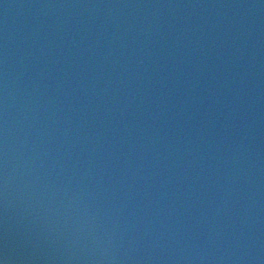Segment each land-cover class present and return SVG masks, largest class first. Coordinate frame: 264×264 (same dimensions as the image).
Segmentation results:
<instances>
[{
    "label": "water",
    "instance_id": "1",
    "mask_svg": "<svg viewBox=\"0 0 264 264\" xmlns=\"http://www.w3.org/2000/svg\"><path fill=\"white\" fill-rule=\"evenodd\" d=\"M0 264H264V0H0Z\"/></svg>",
    "mask_w": 264,
    "mask_h": 264
}]
</instances>
